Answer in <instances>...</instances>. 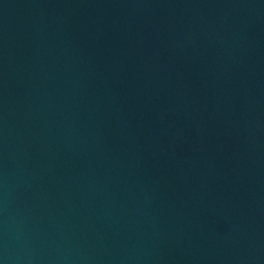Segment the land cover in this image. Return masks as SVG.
Masks as SVG:
<instances>
[{
	"label": "water",
	"instance_id": "obj_1",
	"mask_svg": "<svg viewBox=\"0 0 264 264\" xmlns=\"http://www.w3.org/2000/svg\"><path fill=\"white\" fill-rule=\"evenodd\" d=\"M0 264H264V0H0Z\"/></svg>",
	"mask_w": 264,
	"mask_h": 264
}]
</instances>
